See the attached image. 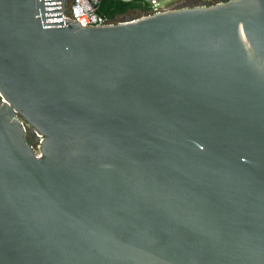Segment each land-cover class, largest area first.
<instances>
[{"label":"water","instance_id":"1","mask_svg":"<svg viewBox=\"0 0 264 264\" xmlns=\"http://www.w3.org/2000/svg\"><path fill=\"white\" fill-rule=\"evenodd\" d=\"M181 1L0 0V264H264V0Z\"/></svg>","mask_w":264,"mask_h":264},{"label":"built area","instance_id":"2","mask_svg":"<svg viewBox=\"0 0 264 264\" xmlns=\"http://www.w3.org/2000/svg\"><path fill=\"white\" fill-rule=\"evenodd\" d=\"M123 2H139L147 9L143 15H149L156 11L161 10L157 8L159 5L158 0H121ZM104 0H71L68 5L65 0V16L77 21L80 25L86 27H98L103 25H109L120 22L125 15L110 16L100 11ZM165 7V6H164ZM32 139L34 141V148L36 149L37 155L41 156L40 148L43 142V136L37 132L32 133Z\"/></svg>","mask_w":264,"mask_h":264},{"label":"trees","instance_id":"3","mask_svg":"<svg viewBox=\"0 0 264 264\" xmlns=\"http://www.w3.org/2000/svg\"><path fill=\"white\" fill-rule=\"evenodd\" d=\"M133 9H141L145 11L147 9V6H144L139 2H123L121 0H104L100 11L110 16H115L117 14L123 16Z\"/></svg>","mask_w":264,"mask_h":264},{"label":"rangeland","instance_id":"4","mask_svg":"<svg viewBox=\"0 0 264 264\" xmlns=\"http://www.w3.org/2000/svg\"><path fill=\"white\" fill-rule=\"evenodd\" d=\"M176 1H179V0H158L159 5H157V8L167 6V5H169L173 2H176ZM70 2H71V0H67L68 5L70 4ZM143 13H144V11L141 9H133V10L129 11L126 15H129L132 17H138V16L142 15Z\"/></svg>","mask_w":264,"mask_h":264},{"label":"flooded vegetation","instance_id":"5","mask_svg":"<svg viewBox=\"0 0 264 264\" xmlns=\"http://www.w3.org/2000/svg\"><path fill=\"white\" fill-rule=\"evenodd\" d=\"M213 1H215V0H211V2H213ZM66 2H67V0H66ZM195 3H197V0H182L179 4H181V5H193Z\"/></svg>","mask_w":264,"mask_h":264}]
</instances>
